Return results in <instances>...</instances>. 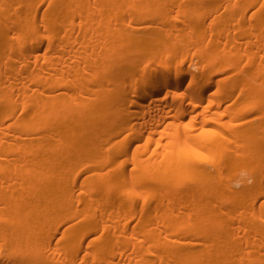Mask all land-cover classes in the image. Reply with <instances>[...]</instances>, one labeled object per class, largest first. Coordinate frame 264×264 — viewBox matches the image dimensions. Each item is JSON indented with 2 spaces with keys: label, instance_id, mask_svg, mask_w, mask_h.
<instances>
[{
  "label": "bare ground",
  "instance_id": "1",
  "mask_svg": "<svg viewBox=\"0 0 264 264\" xmlns=\"http://www.w3.org/2000/svg\"><path fill=\"white\" fill-rule=\"evenodd\" d=\"M0 264H264V0H0Z\"/></svg>",
  "mask_w": 264,
  "mask_h": 264
}]
</instances>
